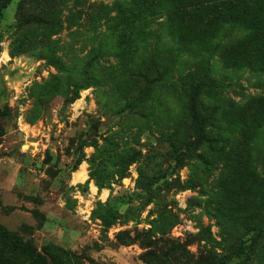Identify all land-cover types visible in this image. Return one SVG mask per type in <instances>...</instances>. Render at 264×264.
<instances>
[{"label":"rangeland","instance_id":"1","mask_svg":"<svg viewBox=\"0 0 264 264\" xmlns=\"http://www.w3.org/2000/svg\"><path fill=\"white\" fill-rule=\"evenodd\" d=\"M128 2L0 0V264H264V74L224 60L242 29L205 47Z\"/></svg>","mask_w":264,"mask_h":264},{"label":"trees","instance_id":"2","mask_svg":"<svg viewBox=\"0 0 264 264\" xmlns=\"http://www.w3.org/2000/svg\"><path fill=\"white\" fill-rule=\"evenodd\" d=\"M120 6L124 17L131 16L143 30L150 27L153 17L166 14L179 40L196 41L205 47L215 46L230 26L242 29V35L229 44L236 56L231 57L228 49L226 66L235 73L264 74V0H130ZM262 117L264 113L253 117L259 130L264 127ZM115 218L116 213L108 211L105 225L113 224ZM63 262L80 264L69 254Z\"/></svg>","mask_w":264,"mask_h":264},{"label":"water","instance_id":"3","mask_svg":"<svg viewBox=\"0 0 264 264\" xmlns=\"http://www.w3.org/2000/svg\"><path fill=\"white\" fill-rule=\"evenodd\" d=\"M161 242V240H156V241H154V247L156 248V249H159L158 248V243H160Z\"/></svg>","mask_w":264,"mask_h":264}]
</instances>
